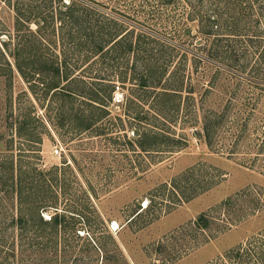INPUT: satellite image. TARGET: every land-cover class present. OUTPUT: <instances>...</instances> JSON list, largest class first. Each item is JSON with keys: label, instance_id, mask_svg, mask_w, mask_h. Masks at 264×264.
<instances>
[{"label": "rangeland", "instance_id": "374dc122", "mask_svg": "<svg viewBox=\"0 0 264 264\" xmlns=\"http://www.w3.org/2000/svg\"><path fill=\"white\" fill-rule=\"evenodd\" d=\"M91 1L129 23L164 30L172 39L180 34L195 45L197 17L183 0ZM16 20L17 0H0V264H264V126L257 114L231 127L213 123L208 112L224 108L230 94L231 108H242L247 87L189 55L183 57L186 86L197 90L191 98L182 92L187 98L177 121L171 112L156 122L149 93L127 80L116 82L109 113L85 130L84 116L98 118L100 110H90L76 93L61 95L60 105L56 99L46 110L52 91L40 86L33 93L18 72L10 54L17 55L20 35L29 33L25 27L17 32ZM32 43L41 52L44 45ZM60 48L59 42L53 50ZM112 71L104 70L106 76ZM202 102L209 103L206 110ZM147 121L178 141L157 138L150 148ZM144 143L157 150H145ZM9 175L20 190H13ZM239 244L244 250L237 252Z\"/></svg>", "mask_w": 264, "mask_h": 264}, {"label": "trees", "instance_id": "16d2710c", "mask_svg": "<svg viewBox=\"0 0 264 264\" xmlns=\"http://www.w3.org/2000/svg\"><path fill=\"white\" fill-rule=\"evenodd\" d=\"M183 1L192 7L197 17L198 29L194 47L185 43L183 35H172V39L165 35L163 29L155 32L142 25L129 23L119 13H114L108 10V7L91 0H17L15 26L17 32L25 27L29 37L24 39V34L20 35L17 55L12 52L10 55L15 56L17 70L33 93L36 94V87L40 86H43L46 94L52 91L46 110H50L56 99L60 105L59 99L63 100L61 95L72 96L74 93L88 100L90 110H100L98 118L92 115L84 116L85 130L92 128L109 113L107 107L115 95L116 82L120 81L126 85L127 80L136 81L137 88L149 93L148 104L156 122L160 117L166 118L162 114L168 116L171 112L174 114H170V118L177 121V112L182 109L180 107L184 106L187 98L182 99V92L187 91L188 98H191V94L197 90L194 83L186 86L187 74L186 70H183V57L189 58V55L215 65L219 70L230 74V80L236 85L247 87V93L243 92L240 96L242 108H231L235 97L230 94L224 108L208 111L213 115V123L228 122L231 127H240L243 116L244 119L247 118V123L251 114H257L255 121L262 128L264 0ZM33 23L36 28L32 27ZM51 37L57 38L56 41ZM33 40H38L44 45L41 52H37ZM59 42L61 48L55 52L53 47L59 46ZM71 45H74L77 51L75 60L69 53ZM175 50L176 54H173ZM180 51L182 59L179 65L173 68L171 66H174V57ZM6 62L11 68L9 61ZM110 68L113 69L110 73L112 76H106L107 72L104 70ZM215 75L217 77L219 73ZM131 86L133 90L134 86ZM216 88L215 83L208 89ZM202 103L203 107L209 104ZM204 109L206 110L205 107ZM218 114L227 117L226 121L219 119ZM25 117L27 118L19 119L20 125H24L30 115ZM167 122L170 121L164 120L162 124L167 126ZM147 124L150 128L143 133L147 140L142 138L151 141L150 148L154 142L157 143L154 141L157 138L178 141L172 137L170 130L153 121H147ZM17 133L23 134L22 126L17 127ZM144 145L146 146V143L141 146L145 150H157L146 149ZM13 163L14 161H11L12 169ZM9 180L14 191L20 190L21 185L17 183L16 189L12 175H9ZM257 209L259 208H255V211ZM203 216L205 217V214L199 217L201 221ZM199 219L198 224L195 223L198 226L201 223ZM238 220L230 222L231 226ZM2 246L0 243V251ZM237 248V252L244 250L242 245ZM246 255L250 253L246 252ZM254 260H258V257L255 256Z\"/></svg>", "mask_w": 264, "mask_h": 264}, {"label": "built area", "instance_id": "2783aa9c", "mask_svg": "<svg viewBox=\"0 0 264 264\" xmlns=\"http://www.w3.org/2000/svg\"><path fill=\"white\" fill-rule=\"evenodd\" d=\"M114 97H115V95H114ZM114 97H113V98H114ZM117 97H118V96H117ZM55 152H56V153H60V149H59V148H56V149H55Z\"/></svg>", "mask_w": 264, "mask_h": 264}]
</instances>
